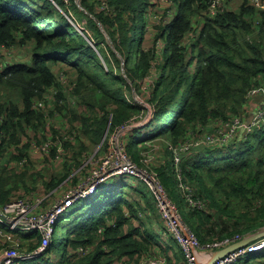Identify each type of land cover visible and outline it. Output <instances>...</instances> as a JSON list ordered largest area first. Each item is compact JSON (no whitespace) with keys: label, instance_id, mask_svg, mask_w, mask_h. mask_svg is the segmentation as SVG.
<instances>
[{"label":"trees","instance_id":"trees-1","mask_svg":"<svg viewBox=\"0 0 264 264\" xmlns=\"http://www.w3.org/2000/svg\"><path fill=\"white\" fill-rule=\"evenodd\" d=\"M173 1L177 6L174 17L166 20L165 10L160 21L154 22L153 44L144 47L141 43L147 33V11L152 9L154 0H108L109 8L101 11L89 0H0V207L13 200L19 182L24 181V173L15 172L18 164L27 163V170L32 163L28 156L32 133L39 135L45 125V113L34 106V101L45 99L46 91L58 85L60 69L76 72L73 95L83 109L72 110L70 118L79 125H71V139L67 140L79 139L83 132L96 144L102 140L111 114L112 127L143 115L133 96L129 100L124 90L123 81L130 83L115 70L113 60L121 69V59L98 20L124 57L133 83L145 78L155 66L159 70L158 86L151 99L154 114L144 125L131 130L127 140L130 154H135V145L146 140L167 136L178 143L189 132V126L207 122L210 116L221 114L230 118V111H242L247 91L261 83L259 78L264 75V29L254 21L258 10L244 2L239 10L228 9L211 18L206 0ZM202 16V27L187 45L186 38L196 31V20ZM159 40L163 41L162 49L157 46ZM17 43L31 51L25 62L4 57L2 47ZM133 55L137 60L129 66ZM193 61L196 64L190 68ZM55 95L57 109L67 107L69 102L63 89ZM53 129L55 134L62 133L58 126ZM138 137L142 139L134 141ZM237 141L238 150L231 149L236 143L233 142L218 152L200 153L191 160L186 157L180 163L183 181L191 187L193 196L205 204L201 208L187 201L184 210L188 224L197 231L201 242L232 240L239 232L246 235L264 227V125L245 142ZM59 144L53 145L54 150ZM66 145L74 154L77 149L88 147L84 141L79 146L72 141ZM166 150L169 159L155 167V171L169 194L175 176L180 187V177L171 159L172 150ZM228 151L231 154L218 156ZM5 152L8 155L3 157ZM24 159L27 161L21 164ZM75 160L65 161L64 172L59 173L57 182L52 181V189L66 182ZM128 177L132 179L118 176L113 182L105 181L96 194L77 198L55 222L49 246L37 255L22 258V262L114 264L126 257L129 264H134L154 249L164 254L171 250L176 264H187V254L174 240L175 236L165 238L170 245L164 246L160 242L163 237L144 226L139 214L150 209L147 206H153L157 199L144 178L130 174ZM77 180L78 177L74 183ZM125 188L126 193L120 191ZM135 192L140 199H136ZM0 226L10 229L1 221ZM21 236L30 240L29 252L37 250L43 241L39 229ZM90 244H94L93 250L76 258L77 249ZM158 245L163 249H155ZM52 254L60 257L59 261L54 262ZM261 255L247 254L238 262Z\"/></svg>","mask_w":264,"mask_h":264},{"label":"rangeland","instance_id":"rangeland-1","mask_svg":"<svg viewBox=\"0 0 264 264\" xmlns=\"http://www.w3.org/2000/svg\"><path fill=\"white\" fill-rule=\"evenodd\" d=\"M82 0H76V2H81ZM92 2L99 11L102 9V1L101 0H89ZM155 4L153 5L152 9L147 11V14L149 16V22L147 26V33L144 38V41L141 43V46L144 47H149L153 44V40L155 37V28H154V22H157L160 18V14L162 15L164 11L166 12H174L177 9L176 4H172L171 0H154ZM172 5V6H171ZM241 3H238V6H240ZM107 6L109 8V3H107ZM106 6V7H107ZM60 10H63L60 6H57ZM231 7V6H230ZM81 8L85 9L90 15L91 11H89L87 8H85L83 5ZM232 9V7H231ZM233 10V9H232ZM94 16V15H93ZM170 16V15H169ZM257 20V19H256ZM201 21V18L199 20H196V29H198V25ZM80 24H83V22H79ZM99 23V22H98ZM104 32L107 35V38L109 39L111 47L115 50L116 54L118 57L121 59V69H119V66L115 60H113L114 68L117 71L118 74H123L125 78L128 80V82L131 84L126 85L123 81L124 84V90L129 96V100L131 99L130 96H133L132 99L135 101V103L141 107V110L143 112V115H141L137 120L132 121V120H127L124 123L112 127V121L109 119L108 126L106 128V136L102 138V140L99 143H91L90 137L87 133H81L79 139H73V140H67L71 139V125H79L78 121H72L71 118L73 117L72 110H78V112H82V107H80L78 103L77 97L75 98L73 95L74 87L77 81V74L74 70L72 69H60L57 73V81L58 85L50 87L45 94V99H38L34 101V106L39 109L44 111L45 113V125L42 127L41 131L39 132V135H33V138L31 140V147L29 148V154L32 163L29 164L28 169L26 170L25 168V163L24 161L21 162L20 165L18 164V169L15 171L18 174L24 173V181L19 182V186L17 187V192L14 194V198L11 202H15V209L12 212H6L3 207H0V221L4 224L2 220H7V219H13L14 221H18L17 224L27 225V226H33V227H38V225H45V217L54 211L60 203H63V200L68 197V195L74 190V187L78 184V181H81L82 183H85L89 180H92L94 176H96L98 173H102L100 176H108L111 174L108 179L105 181L107 182H113L114 179L118 176H125L126 178L124 179H132L131 177H128L129 174L133 175L135 178H141V179H146L145 175L147 177L153 176L155 174V167H159L160 165L165 163V159L167 160V157L169 159V155L166 149L173 150L170 145L171 144H176L175 141H173L170 138H167V136H157L153 138L151 141H145L143 143L135 145V154H130L129 151L127 150V140L129 139L130 134L132 133L131 130L144 125L146 122L149 121V119L153 116L154 114V106L153 102L151 101L153 97V93L155 89L158 86V68L155 66L151 73L148 74L145 78L139 79L137 83H133L131 78L128 76L126 68V61L122 54L117 50L115 47V44L109 34V32L104 28L103 24H99ZM82 26V25H81ZM84 27V26H82ZM261 30V29H257ZM197 31V30H196ZM196 31H193L185 40V43L189 45L192 43L194 36H197L198 33ZM264 32V31H263ZM160 44V40L157 43V46ZM162 45V42H161ZM3 52L5 51L6 54L4 57L8 58L9 60H14V61H22L25 62L28 60L29 55H31V51L27 48L24 47L20 44H12L10 46H3L2 47ZM160 49H162L160 47ZM136 56H132V59L129 61V66H134L136 62ZM196 64L195 61L190 63V68L194 67ZM108 67V65H106ZM257 78H255L256 81ZM259 81L261 83L257 84L258 88H263L264 87V75L259 78ZM63 89L64 95L67 98V101L69 102L67 107L59 110L57 109V97L55 93L57 92L58 89ZM260 94L261 98L258 99V104H255V109H261L264 108V93L263 92H258L253 99L256 98V96ZM252 98V97H251ZM250 98V99H251ZM249 99V100H250ZM38 101H42L44 103L43 106H39L37 104ZM80 101V99H79ZM63 102V101H62ZM245 106L251 107V102L250 101H245ZM67 111V113H66ZM233 111H235L233 109ZM84 113V112H83ZM230 113V118L239 114V113H234L232 111ZM253 113H250V116L248 120L250 121L251 118L253 117ZM112 115V114H111ZM71 117V118H70ZM111 117V116H110ZM113 117V115H112ZM224 119H229V118H224L221 114H218L216 117L210 116L209 120L207 122L201 123L200 125V132L199 134L204 135L208 132H216L217 125ZM138 125V126H137ZM54 126H58L60 130H62V133L55 134L54 132ZM190 129H193L196 126H189ZM148 129L145 128V131ZM63 134V135H62ZM187 135L188 131H187ZM185 136L181 139L184 140L187 136ZM243 135V131H239L237 133V137L241 138ZM66 137V140L64 137ZM23 138L26 139V135L23 136ZM142 138L138 137V139L134 141H140ZM41 140V143H38ZM68 141H72L73 144H77L76 146H79V143L81 142H87V148L84 150L77 149L75 154L73 152V149L69 146L66 145ZM60 142L58 146H56V150H54L53 146L54 144ZM236 143L231 145V149L234 148V150H238V146L240 145L239 141H235ZM258 143V142H257ZM236 144V145H235ZM49 145H52V148H49ZM226 145L222 142L220 139H214L211 142H205L201 144L200 146H197L195 149L185 152L181 156V163L184 159L191 160L192 157L196 156L197 154H206L208 151H220L222 148H225ZM221 148L220 150H218ZM173 152V151H172ZM171 152V153H172ZM52 154H55L54 156ZM174 154V152H173ZM223 154H231V151H228L227 153L222 152L218 154V156L223 155ZM8 155L7 152L4 153L3 157H6ZM122 156H125L127 159H131L133 164H135V168L133 167L132 169L130 168H125L126 160L122 158ZM26 158V157H25ZM174 157H171V159ZM74 160V162L71 163L69 170H71L70 176L65 180L66 183H61L58 188L52 189V181L54 180L57 182L59 180V173L64 172L65 169V161L67 160ZM27 160L29 158L27 157ZM26 160V161H27ZM110 160L113 162L111 165L110 163L106 165V170L104 166V163ZM6 163H9V161H6ZM75 163V165H74ZM11 165H14L12 162ZM121 167H118V166ZM181 167V166H180ZM121 169V170H120ZM123 170V171H122ZM106 171V172H105ZM78 177L77 184L74 183V180ZM128 177V178H127ZM143 179V180H144ZM103 181V182H105ZM100 183L99 185L104 183ZM125 182V181H123ZM138 180L134 179V184H137ZM148 182V181H147ZM75 184V185H74ZM170 189V197L179 205L180 210L183 213V217L186 220L185 216V208L187 207V199L186 196L183 195L182 189L178 185V181L176 176L173 178L171 187ZM123 190H128V188L125 189H120L121 192L126 193V191ZM96 194V192L94 193ZM135 197L136 199L140 194L138 192H135ZM141 197V196H140ZM156 197V195H155ZM70 200V199H69ZM73 203V202H72ZM71 203V204H72ZM70 204V205H71ZM148 210L142 211L139 216L142 218L143 222L145 223L144 226H147L148 228H151L152 230L155 231V234L158 237H163L169 238V236H174V234L169 230L168 226L170 224V221L162 215L159 206L157 203L154 201V205L147 206ZM2 214L5 216H2ZM41 221L43 223H41ZM136 222L138 224L141 223L140 220L136 219ZM9 224V222H6ZM27 223V224H26ZM6 227H9L6 225ZM52 227V223H51ZM55 227V226H54ZM7 229L3 226H0V251L2 248H5L7 245L11 244L10 238H14L15 241L20 242V248H19V256L21 258L28 257V256H34L37 255L41 252H43L41 249L40 252L37 250H34V252H29V243L30 240H25L24 237L21 235L26 234L27 232H30L32 230H27L26 228H21V229ZM40 228V227H38ZM196 233L197 231L192 228ZM22 231H27V232H22ZM256 231V230H255ZM55 232V230H53ZM52 232V233H53ZM44 233V231H43ZM252 233V232H251ZM29 234V233H28ZM241 234V232H239ZM250 234V233H249ZM198 235V233H197ZM237 234H235L233 237H235ZM243 235V234H241ZM21 240V241H20ZM174 240H179L176 238ZM172 240H169V242ZM217 241V240H216ZM52 242V237L50 240V243ZM161 242V240H160ZM166 242V241H165ZM222 241H206L201 242L202 247L198 249V255L197 257H203V253H207L210 250H215L220 248V245H212V244H219ZM161 244V243H160ZM166 246L170 245V243H165ZM180 244V242H179ZM211 245V246H210ZM227 245V244H226ZM225 245V246H226ZM49 246V243L47 247ZM181 246V245H180ZM159 247V248H158ZM155 249H163L162 246L158 245ZM161 254H164L163 251L161 250H154L152 253L147 257L154 260H159L160 258H163ZM174 252L171 250L166 253V261L164 263H157V264H170V258L173 257ZM259 254L264 255V248L259 251ZM1 257V253H0ZM53 261H59L60 257H57L55 254H52ZM1 259L0 258V264H1ZM117 260V259H116ZM177 260H171V264H176ZM40 262V259H39ZM74 262H76V259H74ZM126 263H130L127 261ZM19 264H24L21 261H19ZM114 264H119L118 262H114ZM134 264H139L134 263ZM189 264V263H187Z\"/></svg>","mask_w":264,"mask_h":264},{"label":"built area","instance_id":"built-area-1","mask_svg":"<svg viewBox=\"0 0 264 264\" xmlns=\"http://www.w3.org/2000/svg\"><path fill=\"white\" fill-rule=\"evenodd\" d=\"M101 1H102L101 10L108 9V6H107L108 0H101ZM232 1L234 0H206L207 14L209 15V17L213 18L217 16L218 14L223 13L228 9H231L229 7V4ZM237 1L238 3H241V5L244 2H246L248 5L254 6L256 10L260 12H264V0H237ZM172 4H173V1H172ZM166 14H167L166 20H170L171 18L174 17L175 11L174 12L169 11ZM160 18H162V15H160ZM160 18H159V21H160ZM256 24H258L264 29V21L262 17L257 19ZM161 42H162V45H161ZM160 47L163 48V41H160L158 48ZM258 92L264 93V87L258 88L257 85H254L251 88H249V90L246 93V101L251 102V107H248V106L246 107L244 103L242 111L239 114L229 119H224L217 125L216 132H208L204 135H201L199 134L201 130L200 126H196L188 132L189 135H187L184 140H180L178 143L170 145V147L173 149L172 151L174 152L173 154L174 165L180 177L179 184L190 205L198 206L201 208L205 206V204L201 202V200H198L197 198L193 196L191 187L188 186L183 181L182 171L180 167L182 154L195 149L197 146H200L201 144L205 142H211L216 138L222 140V142L226 146L231 145L233 142L237 140H241L243 142L248 140L252 136L255 130H257L258 128L264 125V108L255 109V106H254L255 102H254L253 97ZM37 104L39 106L44 105L42 101H38ZM252 112H254L253 117L249 121L248 118L250 116V113ZM239 131H243V135L241 138H238L236 136ZM122 158L126 160V164L124 165L125 168H130V169H132L133 167L135 168V164H133L131 159H127L125 156H122ZM23 161H26V159H24ZM109 163L111 165L113 164V162H111L110 160H107L104 163L103 167H105V170H106V165H108ZM121 166H118V167H121ZM101 174L102 173H98L96 176L93 177L92 180H89L85 183L81 182L78 186L74 187V190L68 195L67 198L63 200V203H60V205L56 209H54V211H52L45 217V220H44L45 225L44 226L38 225V227L40 228L33 227V226H27V225L22 226L19 223L17 224L18 221H14L13 219H7V220L5 219L2 221L9 222V224H7L6 222L5 224L11 227L12 229L26 228L27 230H33V229L41 230L43 241L37 251L38 252H40L41 250L44 251L47 248L48 243L50 244L52 234L54 233L53 230H55L54 224L57 221V219L60 217L61 213L66 209V207H68L72 202H74L77 198L81 196H88V195L94 194L97 191L99 184L105 181L106 179H108V177L111 175L109 174L108 176L106 175L100 176ZM148 176L149 177L147 176L145 177L150 187L152 188L154 194L156 195L159 209L162 215L164 216V218L170 221V224L168 226L169 230L174 234L175 238L179 240L180 244L185 250L187 257H188V263L197 264V260L199 259V257H197L198 255L197 251L200 247H202V243H201L199 236L192 229V227L188 224V222L185 221L182 211L180 210L177 203L167 193L161 179L159 178L158 173L155 172L153 176H150V175ZM15 202L17 201L9 202L5 204L3 206V209H5L6 212H12L15 209ZM2 216L4 215L2 214ZM41 223L43 222L41 221ZM51 223H52V227H51ZM246 235L237 234L235 237H232V240L227 238L223 240V242H220L219 244H212V245H217V246L223 245V244L226 245V244L231 243L232 241L239 240ZM10 241H11V244L7 245L5 248H2V250L0 251L1 253L0 258H2L1 264H19V261H21L22 259L21 256H19L20 242L15 241L14 238H10ZM93 248H94V244L80 246L75 253L77 254L76 258H81L82 256L88 254L89 252L93 250ZM263 248H264V236L256 240H253L247 243L246 245H244L243 247H240L224 255L223 257L219 258L215 262V264H237L238 260L241 257L246 256L247 254L257 253L261 251ZM165 255L161 254L163 258H160L159 260H154L152 259V257L147 258L148 257L147 256L146 258L141 260L139 264L164 263L166 261ZM127 261L130 262V259L123 257L118 263L128 264L126 263Z\"/></svg>","mask_w":264,"mask_h":264},{"label":"water","instance_id":"water-1","mask_svg":"<svg viewBox=\"0 0 264 264\" xmlns=\"http://www.w3.org/2000/svg\"><path fill=\"white\" fill-rule=\"evenodd\" d=\"M98 22H99V24H101V21L98 20ZM110 121H112V115L110 117ZM105 136H106V134H105ZM105 136H104V138H105ZM263 236H264V227L244 236L243 238H241L239 240L232 241L231 243L227 244L226 246L212 250L209 253V257L207 259H198L197 264H215V262L219 258L223 257L224 255H226V254H228V253L232 252L233 250H236L240 247H243L247 243H249L253 240H256L260 237H263Z\"/></svg>","mask_w":264,"mask_h":264},{"label":"crops","instance_id":"crops-1","mask_svg":"<svg viewBox=\"0 0 264 264\" xmlns=\"http://www.w3.org/2000/svg\"><path fill=\"white\" fill-rule=\"evenodd\" d=\"M232 7V9H235V10H239L241 7H239L238 6V1L237 0H234V1H232V2H230V4H229V7ZM230 7V8H231ZM264 13V12H263ZM262 12H260V11H256V15H255V22L257 21L256 19H258V18H260V17H262L263 18V21H264V14H263ZM202 19H201V21H200V23H199V25H198V29H196L197 30V32L196 33H198V30H200V28L202 27V25H203V21H204V16H202L201 17ZM199 19V18H198ZM196 40V39H195ZM259 98H261V95L260 94H258L257 96H256V98L254 99V102H255V104H258V99ZM242 108H243V106H242ZM38 143H41L40 141L38 142ZM66 183V182H65ZM249 233H251V232H249ZM165 241L166 240H164L163 239V241H161L162 243H163V245L164 246H166V244H165ZM212 250H210V251H208L207 253H203L202 254V256L203 257H200L199 259H207L208 257H209V253L211 252ZM174 255V254H173ZM260 255V254H259ZM171 257V256H170ZM171 260H175V256H173V257H171L170 258ZM171 260H170V264H171ZM76 261H77V259H76ZM237 264H264V255H261V256H255V257H253V258H250V259H245V260H241L240 262H237Z\"/></svg>","mask_w":264,"mask_h":264}]
</instances>
